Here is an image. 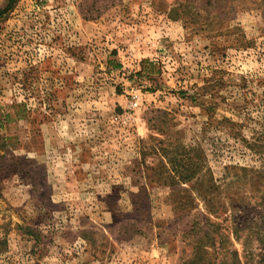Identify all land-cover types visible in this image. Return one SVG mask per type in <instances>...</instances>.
<instances>
[{
	"label": "rangeland",
	"instance_id": "rangeland-1",
	"mask_svg": "<svg viewBox=\"0 0 264 264\" xmlns=\"http://www.w3.org/2000/svg\"><path fill=\"white\" fill-rule=\"evenodd\" d=\"M178 2L14 0L0 18V264H183L204 208L174 214L158 140L203 143L218 183L255 164L203 136L208 112L191 98L217 95L210 114L247 138L264 125V5L204 33ZM159 117L174 133L154 130Z\"/></svg>",
	"mask_w": 264,
	"mask_h": 264
},
{
	"label": "trees",
	"instance_id": "trees-1",
	"mask_svg": "<svg viewBox=\"0 0 264 264\" xmlns=\"http://www.w3.org/2000/svg\"><path fill=\"white\" fill-rule=\"evenodd\" d=\"M244 1L247 2L179 0L177 7L185 23L200 25L198 31L207 33L214 29L222 15L230 17L234 11L252 10L254 6L264 5V0ZM13 2L9 0L8 6L0 11V18ZM145 70L143 67L138 75H146ZM207 94L206 89L202 88L191 98L194 104L206 107L208 112L209 120L202 131L203 136L208 140L211 134H215L232 140L249 152L255 164L226 166L229 177L224 178L223 183H218L207 165V150L203 143L187 147L181 141H176L174 146L169 139L158 140L162 146L160 159L163 171H158L154 176L169 188L174 214L190 215L197 210V200L204 208V214L199 212L193 216L191 224L184 230L186 240L190 239L189 243L194 246L191 256L183 264H264V125L259 130H253L252 136L247 138L244 125L228 118L216 120L210 114L219 105L212 100L217 99V95H211V104L205 106ZM159 113L162 118L168 116L165 112ZM161 117L149 120L154 123V130L158 129L160 135L166 136L174 133L171 129H167L168 132L160 131L162 125L166 124L165 120H159ZM150 140L156 139L151 136ZM231 172L234 174L231 175ZM143 192L148 197V191L141 189L139 193ZM234 243L241 245L242 254Z\"/></svg>",
	"mask_w": 264,
	"mask_h": 264
},
{
	"label": "built area",
	"instance_id": "built-area-1",
	"mask_svg": "<svg viewBox=\"0 0 264 264\" xmlns=\"http://www.w3.org/2000/svg\"><path fill=\"white\" fill-rule=\"evenodd\" d=\"M135 106H136V104H135Z\"/></svg>",
	"mask_w": 264,
	"mask_h": 264
}]
</instances>
